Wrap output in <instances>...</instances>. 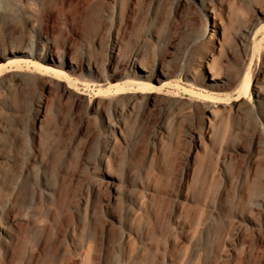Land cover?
Listing matches in <instances>:
<instances>
[{
    "label": "rangeland",
    "instance_id": "1",
    "mask_svg": "<svg viewBox=\"0 0 264 264\" xmlns=\"http://www.w3.org/2000/svg\"><path fill=\"white\" fill-rule=\"evenodd\" d=\"M28 42L0 264H264V0H0V54Z\"/></svg>",
    "mask_w": 264,
    "mask_h": 264
},
{
    "label": "bare ground",
    "instance_id": "2",
    "mask_svg": "<svg viewBox=\"0 0 264 264\" xmlns=\"http://www.w3.org/2000/svg\"><path fill=\"white\" fill-rule=\"evenodd\" d=\"M9 54H12V55L9 56ZM19 56H22V57H19ZM36 56H38L40 60L43 61V63H45V67L47 66V63H49L54 58L49 51L45 52V51L37 50L33 42H28V43L20 45L19 47L11 48L5 53L0 54V71H3L4 69H6L7 67H9V65L16 64L18 66H21L23 63L32 61L33 58ZM133 64H134L133 66H136L134 74L143 77V79L140 80L141 87L150 88L152 86L151 81L155 80V76L151 74L152 72L151 66L145 62H141L137 64V62L134 61ZM167 72H168L167 69L162 70L163 74H167ZM212 79H214L213 74H212ZM216 102H212L211 104H209L206 110L210 113L215 112L213 109V106H216L218 104ZM222 104L225 106L229 104V101L225 100L224 102H222ZM227 111H228L227 109H223L221 113H217L215 115H219L218 117H223L227 113ZM204 117L202 119H205ZM253 196L254 195H252L250 198H252ZM257 197L264 200V191L260 193L259 195H257ZM140 204L142 205V201ZM82 261L85 264L89 262L88 252H85L83 254Z\"/></svg>",
    "mask_w": 264,
    "mask_h": 264
}]
</instances>
